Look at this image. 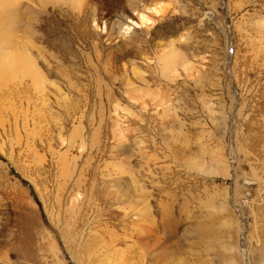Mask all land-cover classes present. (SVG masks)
Returning a JSON list of instances; mask_svg holds the SVG:
<instances>
[{
    "label": "rangeland",
    "instance_id": "1",
    "mask_svg": "<svg viewBox=\"0 0 264 264\" xmlns=\"http://www.w3.org/2000/svg\"><path fill=\"white\" fill-rule=\"evenodd\" d=\"M135 1L149 20L139 21L128 0H90L79 8L71 0H54L47 9H41L38 0H24L18 6L19 45L25 37L34 52L36 46L54 52L67 73L74 69L68 74L78 76L71 81L72 91L61 76H48L50 84L46 82L43 93L48 91L44 97L56 115L63 116L64 108L56 104L61 93L51 82L86 110L80 125L85 144L68 152L78 169L85 164L86 174L80 175L78 194L71 183L57 191L55 170L36 145L38 136L36 148H27L25 142L30 136L25 137V131L33 128L30 116L41 110L40 94L39 100L32 97L25 84L19 87L21 92L11 85L0 88V115L5 121L0 143L7 151L0 152V264H257L259 185L251 172H260L258 157L264 143V34L254 23L263 15L264 0ZM32 14L49 18L36 34L29 23ZM26 25L37 35L32 34V40ZM118 25L122 29L117 35ZM47 43H53L52 50ZM169 45L174 47L172 59L179 63L176 76L171 68L163 73L157 61ZM183 60L190 66L187 73ZM135 65L144 77L145 82H137L141 89L161 88L174 100L166 107L173 117L160 116L165 106L148 102L143 109L124 99L122 80ZM108 90L113 103L106 99ZM202 100L211 105V117L202 111ZM62 119L61 135L50 123L46 133L54 138L57 153L65 151L62 140L78 126L66 115ZM113 123L125 128L118 145L112 138ZM38 124L36 130L48 127ZM94 135L104 151L95 155L92 150L90 157L88 145ZM11 138L17 142H12L10 158ZM202 147L228 160V177L185 166V155L200 153ZM34 151L45 154L44 161L37 162ZM235 188L240 203L234 200Z\"/></svg>",
    "mask_w": 264,
    "mask_h": 264
},
{
    "label": "bare ground",
    "instance_id": "2",
    "mask_svg": "<svg viewBox=\"0 0 264 264\" xmlns=\"http://www.w3.org/2000/svg\"><path fill=\"white\" fill-rule=\"evenodd\" d=\"M39 3H40V7H42L41 9H47V5L50 4V3H53L54 0H38ZM72 3L75 4V6H79L82 5V4H88V1L90 0H71ZM24 0H0V88L2 87H6L8 88V85H11L15 88H19L21 87V85L23 86L24 84L26 85L27 87V90L29 89L28 87L31 88V95L32 97H36L37 98V95L40 94L41 98V103H40V107H41V110L36 108L35 109H38V113H34L33 110L32 112L34 113V118L36 117V119L38 120V123H44V124H52L53 127L57 130V133L58 135H61L60 133L62 132L61 129H62V123L65 121V119H62V117H64L66 115V117H69L70 118V121L72 123H75V122H78V126L71 132V134L69 135L68 138H65L62 140V143L64 142L65 143V151L64 152H55L52 148V140L54 139L52 137V135H47L46 133H50L49 129L50 127L48 128H41V126H39V128L36 130V124L39 125L38 123L36 122H33L34 119L32 117V115L30 116L31 117V122H32V129L29 131H27L26 129V135L25 137H28V135H30L29 137H31L30 139L26 138L27 140H25L26 142V146L27 148H32V145L35 143V139L34 136L36 137V135L38 136V140L39 142H37L36 145H39L41 149L39 150H43L44 152H46V154L50 157V166L53 167V169L55 170L54 171V178H55V182H56V190L57 191H61L62 188L66 187L69 185V183H71V189L72 190H75V194H78V192H80V184L82 182V179L80 177V175L82 173H85L86 172V166L85 164L81 166L80 169L77 168L76 166V163L74 161L71 160V158H69L68 156V152L70 150H72V148H75V149H79V148H82L85 144V138H84V135L82 133V127L80 126L81 123H82V118L84 117V114H85V111L84 109H80L79 106L73 102V100L71 98H69V96L67 94H64L63 91H60L61 89L59 87H56L55 83L53 84L51 82V85L52 86H55V89H57L61 95V102H57L56 101V104L57 103H60L59 105L62 106L64 108V115H56L54 113V111H52V109L50 108V106L47 105V101L45 100V93L48 92V91H44L45 93H43V90L45 89V86H46V82L48 81L47 78L49 77H52V76H61V79L63 80L64 84H65V87H67L66 89H68V91H72V85L71 84L72 82L71 81H75V78H77L76 76H73V75H70L68 73H70V71L74 70H70L68 73V69L66 70L65 66H63L62 64L58 63L59 61H57L58 59H56V56L53 55L52 52L50 53H47V52H43L41 49H44L41 45V49L39 47H35L37 48V50L35 52L32 50L31 47H28L25 42V37H24V42L22 41L23 40V37H22V40H21V45H19V41L17 42L16 40V32H17V28H19L22 24V20H21V15H20V9H19V5L23 4ZM58 2V1H57ZM65 2V1H64ZM63 2V3H64ZM86 2V3H85ZM136 1L135 0H128V3L131 5V10L132 11H136V17L139 19V21H141L142 23L144 21H147L149 20L148 19V15H146L145 13V10L142 8L140 9L137 5H135ZM33 3V2H32ZM31 3V4H32ZM35 4V3H33ZM37 4V3H36ZM38 6V5H36ZM35 6V7H36ZM87 6V5H86ZM28 7H31L30 9H35L34 7H32V5H29L28 4ZM77 8V9H78ZM36 10V9H35ZM154 12L158 13L159 11L155 8H153ZM38 11V10H37ZM262 11L263 15H260L259 16V19L257 22L254 23V26L255 29L257 30V32L259 34H261V36L264 34V7H262ZM34 12V11H33ZM51 12V11H50ZM49 12V13H50ZM77 12V11H76ZM29 13V12H28ZM32 13V11H31ZM38 14V13H37ZM41 14V13H40ZM132 12L130 13V16H131ZM133 15V14H132ZM48 16V15H47ZM46 18L43 19L41 17H38L36 14H32L31 17H32V22H29L30 23V26L32 27V29H35V30H31V29H26L27 28V25L25 26V32L29 33L28 31H35L34 34H36V30L39 32L40 31V28L42 29V22H48L49 21V18ZM130 16H127L126 18H124L125 20L126 19H129ZM51 21H52V16H51ZM50 21V23H51ZM94 21V20H93ZM95 22V21H94ZM253 22V21H252ZM54 23V21H53ZM253 24V23H252ZM29 26V25H28ZM47 26V25H46ZM119 26V25H118ZM48 27V26H47ZM95 27H97L95 25ZM20 32L22 30V27H20ZM30 28V27H29ZM116 28V27H115ZM117 35L120 34V31L122 29V26H119V28H117ZM28 30V31H27ZM246 30V29H245ZM30 31V37H31V40H32V34L33 32ZM48 31V29L46 30ZM110 31V29H109ZM19 32V30H18ZM37 32V33H38ZM110 32H113V31H110ZM123 32V30H122ZM24 34V33H23ZM33 36H37V35H34ZM41 34V37L44 36L43 33H40ZM47 34V33H46ZM45 34V35H46ZM111 34V33H110ZM19 35V34H18ZM22 35V34H21ZM26 35V34H25ZM29 35V34H27ZM39 35V34H38ZM122 35V34H121ZM47 36V35H46ZM256 36V35H255ZM20 37V36H19ZM40 37V36H39ZM264 37V36H263ZM18 38V36H17ZM27 38V37H26ZM258 39V38H257ZM264 40V39H263ZM41 41V39L39 40ZM38 41V43H39ZM52 41V39H51ZM260 41V40H259ZM24 44H23V43ZM32 42V41H31ZM36 42V41H35ZM33 43V42H32ZM31 43V44H32ZM259 43V42H258ZM35 45H37V43H34ZM44 44V42H43ZM48 45V43H47ZM173 45V44H172ZM172 45H169V48L168 50H165L163 51L158 57H157V61L158 63L161 64V71H163V73L170 69V72L174 73L176 76L177 74L175 73L176 71V65L179 64L177 62V60H174L172 59L173 55L174 54V47H171ZM262 45V44H261ZM50 47V49L52 50L53 48V43L52 44H49L48 45ZM130 47V46H129ZM48 48V47H46ZM45 50V49H44ZM133 50V49H132ZM131 50V51H132ZM163 50V49H162ZM117 51V50H116ZM129 49L128 48H125V52L124 53H129L128 52ZM263 51V50H262ZM49 52V51H48ZM37 55V56H36ZM59 55V54H58ZM123 55V54H122ZM177 55V54H176ZM111 55H109L110 57ZM180 56V55H179ZM120 57V56H119ZM123 57V56H121ZM125 57V56H124ZM178 59V58H177ZM63 61V60H62ZM184 61V60H183ZM186 61H184L183 63H185ZM181 63V64H183ZM188 62H186L185 64L182 65L183 67V71H187L190 69V66L187 64ZM110 64V63H109ZM134 65V64H133ZM132 65V66H133ZM192 65V64H191ZM68 66V65H67ZM107 65H105V68H106ZM108 67V66H107ZM68 68V67H67ZM136 65L135 67H132L130 72V74H128L127 71L126 72V69L125 72L127 73L125 75V79L122 80V93L124 95V99L128 102V103H132V105H138L140 107H142L143 109L146 108L148 102H151V104L154 105V107H158V106H165L162 108V113L160 114L161 117L165 118V117H173L172 114H168V109L166 108L168 105H170L174 100H172V98L170 97V95H168L165 91V93H163V91H161L160 89H158L157 91H150V87L146 85L145 88L141 89V85H138L137 82H145L144 81V77L142 74H140V72L138 70L140 69H136ZM178 68V67H177ZM182 69V68H181ZM142 70V69H141ZM178 70V69H177ZM193 70V69H192ZM197 70V69H196ZM179 71V70H178ZM176 71V72H178ZM198 71V70H197ZM74 72V71H73ZM190 72H193V71H190ZM192 74V73H191ZM127 75H130L132 77H134L132 80L131 77L127 76ZM187 75V74H186ZM49 76V77H48ZM188 77V76H187ZM191 77V76H190ZM197 78V77H196ZM78 79V78H77ZM137 80V81H135ZM219 81V80H218ZM50 84V81L47 82ZM74 86V85H73ZM50 87V85H49ZM80 87V86H79ZM78 87V88H79ZM10 88V87H9ZM23 88V87H22ZM22 88H19L20 89V92H21V89ZM59 88V89H58ZM99 88V85L96 87V89L98 90ZM48 89V88H46ZM77 89V88H76ZM170 89V88H169ZM6 90V89H4ZM23 90V89H22ZM26 90V88L24 89ZM30 90V89H29ZM73 90H74V87H73ZM168 90V89H167ZM10 91V90H9ZM8 91L9 94H11L10 92ZM12 91V90H11ZM19 91V90H17ZM75 91V90H74ZM169 91V90H168ZM3 93V91H1ZM19 92V93H20ZM78 92V90H77ZM77 92L76 95H77ZM5 93V91H4ZM66 93V92H65ZM8 94V95H9ZM14 94V93H12ZM16 94V92H15ZM18 94V93H17ZM58 94V93H57ZM172 95V92L170 93ZM29 95V94H28ZM97 95H102V93L100 94L99 90L97 91ZM2 96V95H1ZM0 96V97H1ZM4 96V95H3ZM6 96V95H5ZM4 96V97H5ZM20 96V94H19ZM27 96V95H26ZM45 96V97H44ZM79 96H83L82 94H80ZM168 96V97H166ZM208 96V95H207ZM207 96L205 98H207ZM29 97V96H27ZM6 98V97H5ZM84 98V97H83ZM82 98V99H83ZM149 98V99H147ZM203 98V97H202ZM201 98V99H202ZM30 99H33V98H30ZM38 99V98H37ZM80 99V98H79ZM77 99V103H78V100ZM81 99V100H82ZM107 100H111V103L114 102V98H113V94H111V91L108 90V94H107ZM204 99V98H203ZM2 100V99H1ZM20 100V99H19ZM39 100V99H38ZM56 100H58L56 98ZM72 100V101H71ZM108 100V101H109ZM4 101V100H3ZM75 101V100H74ZM85 105L87 104V98L85 97L83 99ZM1 103V102H0ZM6 103V101H5ZM3 103V105L5 104ZM100 103V101H99ZM110 103V102H109ZM201 107H202V111L210 116V115H213L212 113V107L210 104H207L205 101H201ZM11 104H9L10 106ZM14 105V104H13ZM10 106V109L11 107L14 108V106ZM29 105V104H28ZM27 105V106H28ZM38 105V104H37ZM52 105V104H51ZM9 106L8 107H5L9 109ZM116 106H119L117 105V103L114 104V111H117L119 108L116 107ZM3 107V106H2ZM38 107V106H37ZM169 107V106H168ZM116 108H118L116 110ZM123 110V109H122ZM126 110V109H125ZM36 111V110H34ZM126 112H128L130 115V111L126 110ZM29 114V113H28ZM31 114V113H30ZM36 114V116H35ZM12 115V114H11ZM24 117V116H22ZM211 117V116H210ZM25 119V118H24ZM35 119V120H36ZM99 119L101 120V116H99ZM222 119V118H221ZM69 120V119H68ZM210 120V119H209ZM215 120V119H213ZM225 120V119H224ZM92 121V120H91ZM94 121V120H93ZM4 115H0V127H3L4 126ZM27 122V121H26ZM114 122V121H113ZM213 122V121H212ZM219 122V121H218ZM227 122V121H226ZM225 122V123H226ZM49 124V125H50ZM114 127H115V124L113 123ZM123 125V124H122ZM18 126V125H17ZM16 126V127H17ZM24 126V125H23ZM26 126V125H25ZM31 126V125H30ZM45 127V125H43ZM51 126V125H50ZM225 128H226V125H224ZM217 127V126H216ZM19 128V127H18ZM13 129V128H12ZM44 129V131H43ZM125 129V128H124ZM124 129L119 126V127H115V129H112V138L114 140H117V144L118 145L119 143H122L120 138L122 136H125V132H124ZM203 129V128H202ZM201 129V131H203ZM17 131H19L17 129ZM98 131V130H97ZM94 132V131H93ZM99 132V131H98ZM24 134V133H23ZM15 135V134H14ZM12 135V136H14ZM96 135V134H95ZM94 135V136H95ZM16 136V135H15ZM17 136H18V133H17ZM16 136V137H17ZM92 138V142L90 143L89 146V155L90 157L92 156L91 154L93 153L92 150L95 151V155H98L99 153H101L102 151H104L101 147H100V144H99V139L95 136ZM249 136V135H248ZM262 136V135H261ZM19 137V136H18ZM17 137V139H18ZM24 137V139H25ZM43 137V138H42ZM63 137V136H62ZM221 137V136H220ZM256 137V136H255ZM12 138H15V137H12ZM9 139V140H12V141H9L8 144H9V149H10V153L8 151V156L11 155L13 149L11 148V146L13 145L12 142L15 140V139ZM60 138V137H59ZM258 138V137H257ZM263 138V141H264V137ZM262 138L260 140V142L262 141ZM98 139V140H97ZM122 139V138H121ZM260 139V136L259 138ZM257 139V140H258ZM212 140V139H211ZM210 140V141H211ZM256 140V141H257ZM6 141V143H7ZM202 141V140H201ZM200 141V142H201ZM208 140H206L207 142ZM17 141L15 140V143ZM30 142V143H29ZM140 142V143H138ZM136 144L139 146L141 144V140L138 141ZM199 142V144H201ZM259 142V143H260ZM39 143V144H38ZM258 143V144H259ZM18 144V143H17ZM41 144V145H40ZM43 144V145H42ZM254 144H255V141H254ZM115 145V146H116ZM121 145V144H120ZM210 145V144H209ZM260 145V144H259ZM258 145V147H259ZM35 147V145H33ZM113 147V148H116V147ZM141 146V145H140ZM201 146V145H199ZM250 146V145H249ZM250 147H254V146H250ZM262 146V149L260 154L261 156H259V161H260V172H254L252 171L251 172V177H255L257 178V182H258V185H259V189H258V197H257V208H258V212H257V215H258V220H259V247L257 249V258H256V261H257V264H264V143L261 145ZM198 147V146H197ZM36 148V147H35ZM140 148V147H139ZM142 148V147H141ZM199 148V147H198ZM210 148V146H209ZM251 148V150H252ZM255 148L257 149V147L255 146ZM12 149V151H11ZM34 149V148H33ZM211 149V148H210ZM214 149V148H213ZM211 149V150H213ZM254 149V148H253ZM32 150V149H31ZM201 150V148H200ZM208 150V149H206ZM250 150V149H249ZM259 150V151H260ZM118 151V150H117ZM189 151V150H188ZM187 151V152H188ZM223 151V150H222ZM254 152L256 151L255 149L253 150ZM258 151V150H257ZM0 152L4 155V153H7V151L5 152V148L3 147V145L0 143ZM200 152V151H199ZM252 152V151H251ZM253 152V153H254ZM31 153V152H30ZM35 155H36V160L37 162L38 161H44V155H38V153H36V151H34ZM140 153V152H139ZM141 153H142V150H141ZM186 153V152H185ZM196 153V152H195ZM194 151L192 154H186L185 157H184V164L185 166L187 165V168L189 170H193V171H196V172H205L207 174H211V175H214V172L215 174H218V173H221L222 175H224L225 177H228L229 176V171L228 169L229 168V163H228V160L222 155V154H219L218 152H215V151H212V152H205L204 148L202 147V150L200 153H196L195 154ZM250 153V151H249ZM259 153V152H258ZM81 154V153H80ZM144 154V153H143ZM33 155V154H32ZM207 155V156H206ZM225 155V154H224ZM255 155V154H254ZM6 156V155H5ZM144 156V155H143ZM11 158V156H9ZM34 157V156H33ZM34 159V158H33ZM87 159V158H86ZM74 160V159H73ZM87 161V160H86ZM36 162V161H35ZM34 162V164H35ZM85 162V161H84ZM90 162V160H89ZM87 164V163H86ZM39 165V164H38ZM40 166V165H39ZM123 166V165H122ZM221 166V167H219ZM89 167V166H88ZM119 167V166H117ZM36 168V167H35ZM42 168V167H41ZM220 168V169H219ZM37 169V168H36ZM78 169V170H77ZM91 169V168H90ZM99 169V168H98ZM218 171H217V170ZM26 170V169H25ZM27 171V170H26ZM97 172V171H96ZM124 172V171H123ZM131 172V170H130ZM129 172V173H130ZM25 173V172H24ZM28 174V172H26ZM121 173V172H120ZM213 173V174H212ZM86 174V173H85ZM132 174V173H130ZM133 175H131L132 177ZM134 179V177H132ZM240 178V177H239ZM237 179V177H236ZM136 180V179H135ZM116 180H113V182H115ZM115 184H113L114 186ZM225 191H224V200L226 199V202H227V198H229V191L227 189V187H225ZM70 189V190H71ZM224 190V189H223ZM240 192V191H239ZM234 193H235V196H234V200L236 203H240V198L238 197L239 196V193H237V189L235 188L234 189ZM57 196V193L55 194ZM228 196V197H227ZM247 196V195H246ZM60 200V198H59ZM255 200V198H254ZM224 202V201H223ZM82 203V202H81ZM211 203V202H210ZM213 203V202H212ZM255 203V202H254ZM128 204V203H127ZM223 204V203H221ZM224 205V204H223ZM222 205V206H223ZM214 206V205H213ZM220 206V205H218ZM221 206V207H222ZM224 206H226V209L228 208L227 205L225 204ZM217 207V206H216ZM216 207H214V209H216ZM210 208V207H209ZM212 208V207H211ZM219 208V207H218ZM223 208V207H222ZM218 210V209H217ZM216 210V212H217ZM221 211V209L219 210V212ZM145 212V211H144ZM218 212V213H219ZM226 212V211H225ZM137 214V213H136ZM221 214V213H220ZM224 218V216H223ZM228 218V217H227ZM219 219V218H218ZM232 219V218H231ZM256 219V218H255ZM227 221V219L225 220ZM231 222V221H230ZM225 223V222H224ZM228 225V222H226ZM234 223V222H233ZM257 225V224H256ZM231 225H228L227 227H230ZM258 226V225H257ZM234 246V245H233ZM255 247V246H254ZM256 250V249H255ZM254 251V250H253ZM256 257V256H255ZM230 262V261H229ZM232 264H233V261H232Z\"/></svg>",
    "mask_w": 264,
    "mask_h": 264
}]
</instances>
